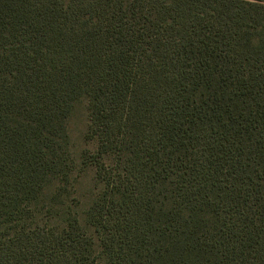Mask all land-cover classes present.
Returning a JSON list of instances; mask_svg holds the SVG:
<instances>
[{
  "label": "trees",
  "instance_id": "obj_1",
  "mask_svg": "<svg viewBox=\"0 0 264 264\" xmlns=\"http://www.w3.org/2000/svg\"><path fill=\"white\" fill-rule=\"evenodd\" d=\"M0 264H264V0H0Z\"/></svg>",
  "mask_w": 264,
  "mask_h": 264
},
{
  "label": "rangeland",
  "instance_id": "obj_2",
  "mask_svg": "<svg viewBox=\"0 0 264 264\" xmlns=\"http://www.w3.org/2000/svg\"><path fill=\"white\" fill-rule=\"evenodd\" d=\"M86 130V114L83 109L79 108L70 121V133L75 141L76 145L79 147L83 144L82 135Z\"/></svg>",
  "mask_w": 264,
  "mask_h": 264
}]
</instances>
